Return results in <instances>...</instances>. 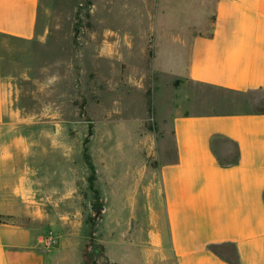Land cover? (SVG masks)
<instances>
[{"label": "crops", "instance_id": "1", "mask_svg": "<svg viewBox=\"0 0 264 264\" xmlns=\"http://www.w3.org/2000/svg\"><path fill=\"white\" fill-rule=\"evenodd\" d=\"M40 4L0 0V264H82L75 226L88 169L74 158L82 154L79 139L69 135L62 119L33 121L32 114L8 108L2 79L3 41L33 39ZM144 8L143 18L149 9ZM205 12L199 24L189 23L184 78L260 100L264 0H212ZM143 20L152 30L153 16ZM46 116L62 118L58 111ZM168 119L172 157L163 160L162 148L138 125L134 165L121 159V181L130 184L119 226L125 229L122 244L132 250L124 248L117 257L112 248L109 261L264 264V112L175 111ZM116 155L106 148L94 164L98 181L105 174L99 168L115 172ZM49 232L58 238L53 247L45 244Z\"/></svg>", "mask_w": 264, "mask_h": 264}, {"label": "rangeland", "instance_id": "2", "mask_svg": "<svg viewBox=\"0 0 264 264\" xmlns=\"http://www.w3.org/2000/svg\"><path fill=\"white\" fill-rule=\"evenodd\" d=\"M128 2L129 8L124 0H41L34 38L2 43L8 108L32 114L33 121L62 119L82 148V154L74 155L77 165H86V155L97 164L106 148L118 154L114 176L109 168L98 167L105 174L98 181L95 170L90 189L87 170L79 188L81 214L75 232L80 234L82 264H114L107 257L112 248L117 257L124 248L132 250L122 244L125 229L119 226L125 216L121 199L130 184L121 181V159L134 165L138 125L162 148L165 160L173 156L171 112L264 110V97L242 98L184 78L193 28L189 23L199 24L212 0ZM144 4L151 9L144 18L153 16L152 30L143 20ZM50 111L62 118H46Z\"/></svg>", "mask_w": 264, "mask_h": 264}, {"label": "trees", "instance_id": "3", "mask_svg": "<svg viewBox=\"0 0 264 264\" xmlns=\"http://www.w3.org/2000/svg\"><path fill=\"white\" fill-rule=\"evenodd\" d=\"M258 112H264V110H259ZM84 160H85L87 169L89 170V175L87 177V182L89 184L90 189H93V186H94V184L96 182L95 167L91 163V160H90L88 155H86L84 157ZM97 198H98V196H97ZM95 206H97V205H93L94 208L101 209V207H95Z\"/></svg>", "mask_w": 264, "mask_h": 264}, {"label": "built area", "instance_id": "4", "mask_svg": "<svg viewBox=\"0 0 264 264\" xmlns=\"http://www.w3.org/2000/svg\"><path fill=\"white\" fill-rule=\"evenodd\" d=\"M46 246L53 247L58 244V238L52 232H49L45 238Z\"/></svg>", "mask_w": 264, "mask_h": 264}, {"label": "water", "instance_id": "5", "mask_svg": "<svg viewBox=\"0 0 264 264\" xmlns=\"http://www.w3.org/2000/svg\"><path fill=\"white\" fill-rule=\"evenodd\" d=\"M132 229H133V224L131 223V224H130V229H129L128 233H130V232L132 231ZM125 238H126V237H125Z\"/></svg>", "mask_w": 264, "mask_h": 264}]
</instances>
